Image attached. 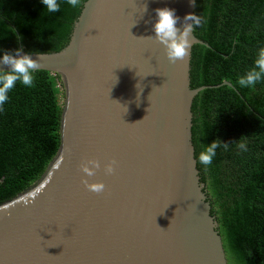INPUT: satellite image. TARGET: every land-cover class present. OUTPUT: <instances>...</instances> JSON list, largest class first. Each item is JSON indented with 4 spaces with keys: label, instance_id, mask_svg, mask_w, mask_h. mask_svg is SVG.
Segmentation results:
<instances>
[{
    "label": "water",
    "instance_id": "water-1",
    "mask_svg": "<svg viewBox=\"0 0 264 264\" xmlns=\"http://www.w3.org/2000/svg\"><path fill=\"white\" fill-rule=\"evenodd\" d=\"M206 4L83 0L62 49L27 54L60 80L58 147L34 184L0 204V264H226L198 160ZM165 7L181 30L185 15L200 17L189 55L174 64L140 38L155 35L154 10ZM85 159L100 161L88 179L104 192L81 183Z\"/></svg>",
    "mask_w": 264,
    "mask_h": 264
},
{
    "label": "trees",
    "instance_id": "trees-1",
    "mask_svg": "<svg viewBox=\"0 0 264 264\" xmlns=\"http://www.w3.org/2000/svg\"><path fill=\"white\" fill-rule=\"evenodd\" d=\"M58 3L60 11L49 13L41 0H0V57L62 49L79 7ZM201 42L197 137L200 153L222 143L201 165L224 258L264 264V79L250 88L237 83L264 47V0H207ZM34 75L33 87L17 82L0 106V204L34 184L58 147L60 80ZM222 82L231 87H212Z\"/></svg>",
    "mask_w": 264,
    "mask_h": 264
},
{
    "label": "clouds",
    "instance_id": "clouds-1",
    "mask_svg": "<svg viewBox=\"0 0 264 264\" xmlns=\"http://www.w3.org/2000/svg\"><path fill=\"white\" fill-rule=\"evenodd\" d=\"M66 2L73 8H78L80 5V0H66ZM41 3L49 13L60 11L58 0H41ZM144 11H146V6ZM154 11L156 14V22L153 25L155 35L140 38H154L157 43L163 46L169 63L174 64L177 61L184 60L189 55L191 48L189 36L192 33L193 25L198 26L200 24V17L195 14L185 15L181 30L176 27L180 18L175 15L174 10L165 7ZM16 57L11 54H4L2 59H0V63L8 66V71L0 70V106L8 101V93L15 87L17 82L25 87H33L35 81L34 73L40 68L38 60L31 59L27 54L21 55L19 50L16 53ZM262 79H264V47H260L257 50L252 67L238 78L237 83L240 87L250 88L254 87ZM236 142L241 149L245 147L239 140ZM221 144L218 140H214L211 144L206 145L198 156L199 162L205 166L210 165L216 155V149ZM116 163L115 160H111L104 165L105 175L114 173ZM100 168L101 163L96 159H85L79 165V170L82 173L81 183L88 191L95 194L104 192L105 185L102 182L90 183L88 178L94 177ZM40 191V189H37V193H40Z\"/></svg>",
    "mask_w": 264,
    "mask_h": 264
}]
</instances>
